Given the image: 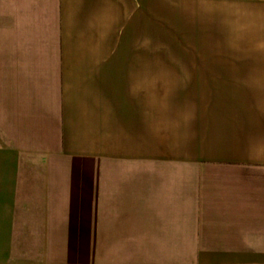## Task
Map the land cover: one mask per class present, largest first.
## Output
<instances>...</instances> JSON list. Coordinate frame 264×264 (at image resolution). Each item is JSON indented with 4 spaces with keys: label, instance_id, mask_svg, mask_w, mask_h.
I'll return each mask as SVG.
<instances>
[{
    "label": "crops",
    "instance_id": "obj_1",
    "mask_svg": "<svg viewBox=\"0 0 264 264\" xmlns=\"http://www.w3.org/2000/svg\"><path fill=\"white\" fill-rule=\"evenodd\" d=\"M242 12L0 0V264H264V34L227 48Z\"/></svg>",
    "mask_w": 264,
    "mask_h": 264
},
{
    "label": "rangeland",
    "instance_id": "obj_2",
    "mask_svg": "<svg viewBox=\"0 0 264 264\" xmlns=\"http://www.w3.org/2000/svg\"><path fill=\"white\" fill-rule=\"evenodd\" d=\"M235 1V0H234ZM237 1H242L243 3V12L240 15L241 17V21H242V25H238L237 20L238 19H233L234 17H232L231 15H228V36H227V48H231L234 49L236 48L234 45L236 43V38L238 37V35L240 36H247L249 35V33H259L260 34H264V0H257L258 4L256 9H258V23H255L254 20H250L251 14L253 16V19L255 18V6H254V1L256 0H237ZM247 3V4H246ZM250 3H252V10L250 9ZM248 8V10L246 11V9ZM250 17H249V16ZM240 19V18H239ZM237 23V27L236 29H234V23ZM257 24V27H256ZM257 29H259L260 31H256ZM236 33V34H235ZM235 35V36H234ZM184 47L186 48H191V46L193 45L194 48H202V44L195 41L194 43H183ZM182 44V45H183ZM243 47L245 48V46L243 45ZM166 48V47H165ZM170 48H174V47H170ZM178 48H182V47H178ZM250 48H256V47H250ZM258 48H264V44H262L261 46L258 45ZM23 252V251H20ZM42 252H46V251H28V255L29 256H39ZM24 253H26V251H24ZM32 253V254H31Z\"/></svg>",
    "mask_w": 264,
    "mask_h": 264
}]
</instances>
